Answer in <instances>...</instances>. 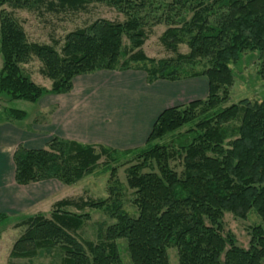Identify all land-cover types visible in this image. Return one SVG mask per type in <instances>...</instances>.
Here are the masks:
<instances>
[{
    "label": "trees",
    "instance_id": "16d2710c",
    "mask_svg": "<svg viewBox=\"0 0 264 264\" xmlns=\"http://www.w3.org/2000/svg\"><path fill=\"white\" fill-rule=\"evenodd\" d=\"M43 1L0 0V94L36 103L48 94L71 92L77 76L126 71L130 62H144L139 70L146 72L149 83L178 81L185 78L184 64L201 59H210L211 67L187 78L206 77L209 92L206 98L165 109L141 148L117 150L60 137L45 148L18 145L12 159L15 183L22 186L48 180L74 185L93 173L103 157L104 172L110 171L114 180L118 168L110 163L136 158L126 175L138 214L130 215L115 197L109 205L114 223L98 242L82 241L76 233L91 219L83 211L108 208L109 201L59 200L50 218L41 213L27 218L11 259H32L56 250L62 254L60 264H124L118 241L125 239L133 264H170V248L178 250L179 264H264V101L243 99L224 106L235 80L231 65L246 50L259 53L264 76V0H173L190 17L181 18L182 26L170 27L161 39L174 53L186 43L189 53L159 61L140 50L122 59L124 36L134 49L144 44L143 22L134 13L152 0H50L53 8L64 11L105 3L128 16L124 22L101 19L77 28L65 36L60 49L58 42H29L21 23L3 8L34 9ZM34 57L52 81L50 89L24 72L23 65ZM9 113L20 120L27 115L17 109ZM235 122L239 125L232 128ZM186 126L192 127L177 138ZM175 161L182 164L181 172L172 167ZM111 193L118 194L115 189ZM252 211L262 224L251 228L246 249L233 235L224 234L223 218L231 212L247 219ZM8 218L0 213V220Z\"/></svg>",
    "mask_w": 264,
    "mask_h": 264
},
{
    "label": "rangeland",
    "instance_id": "374dc122",
    "mask_svg": "<svg viewBox=\"0 0 264 264\" xmlns=\"http://www.w3.org/2000/svg\"><path fill=\"white\" fill-rule=\"evenodd\" d=\"M50 0H44L37 8L34 9H17L5 5L3 8L6 12L15 17L24 27L29 42L42 45H53L58 42L57 48L60 49L64 43L65 36L77 28H83L94 21L106 19L110 21L124 22L127 19L125 12L117 7L105 3H92L79 11L61 10L53 8L49 4ZM1 12V9H0ZM134 16L141 17L142 27L146 32L144 44L140 48L134 49L130 39L124 36L123 39V58L127 60L130 56L142 51L148 58L156 61L162 59L177 58L180 54H188L189 47L186 43L179 45L176 53L166 48L162 42L163 34L174 26H182L181 18L188 19L190 14L181 11L175 6L173 0H152L146 9L137 11ZM173 23L174 25L170 24ZM147 64V63H146ZM144 62H130V70H139ZM148 65V64H147ZM210 59L197 60L192 64H184L182 75L185 79L194 72H202L211 67ZM262 61L258 52L246 50L240 61L232 64L234 72V84L229 89V101L224 106L239 103L243 99L252 101H264V76L262 75ZM24 72L31 76L32 80L43 87L51 88L52 81L41 73L42 63L36 57L29 63L23 65ZM2 69V55L0 53V71ZM118 71V70H116ZM120 72V71H118ZM96 73V72H94ZM93 74V73H90ZM85 74V75H90ZM189 77V76H188ZM202 77V76H201ZM206 93V92H205ZM51 94L43 96L38 102L31 103L22 99H11L7 94H0V123L10 122L23 127L29 125L34 118H42L47 114L48 105L52 104L53 99L49 97ZM206 98L207 96H205ZM11 109L22 110L27 113L26 119H14L10 115ZM238 122L232 123L231 127L236 128ZM192 127V126H191ZM190 126L184 127L177 138L186 133ZM105 157L100 160V164L93 173L86 175L82 180L74 185H64L58 180L46 181L45 192L47 195L38 204L26 209L24 214L11 215L8 219L0 220V264H60L62 254L59 251H44L40 256L32 259H11L10 253L14 243L24 233L27 218L44 214L50 218L54 210V204L62 199L73 200H108V208L102 210L87 208L83 212L91 215V219L84 223L80 230L76 233L78 239L85 241L90 240L98 242L107 229L114 223V219L110 215L109 205L115 197H119L122 201V208L132 216L138 214L136 206L133 204L134 190L127 185L126 171L130 165L138 162L136 158H126L120 163L111 162V168H118L116 179H111V172H104ZM172 167L178 172L183 170L179 161L171 162ZM111 170V169H110ZM11 174V173H10ZM114 187V188H112ZM6 188H17L13 178H10V185ZM115 189L118 194L116 196L111 193ZM112 194V195H111ZM107 201V202H108ZM112 209V208H111ZM72 211H77L75 208ZM224 234H231L236 240L237 245L243 248H249L251 240V228L262 224L261 218L252 211L247 219H241L231 212H226L223 218ZM122 259L124 264H133L127 250V242L125 239L118 241ZM170 264H179L178 250L176 248L169 249Z\"/></svg>",
    "mask_w": 264,
    "mask_h": 264
},
{
    "label": "crops",
    "instance_id": "0c3cea01",
    "mask_svg": "<svg viewBox=\"0 0 264 264\" xmlns=\"http://www.w3.org/2000/svg\"><path fill=\"white\" fill-rule=\"evenodd\" d=\"M208 92L204 76L154 83L137 69L77 76L71 92L49 96L53 101L42 118L23 127L0 123V213L10 217L24 214L48 193L46 181L6 188L10 178L14 179L12 157L18 145L45 148L54 137H60L117 150L141 148L165 109L202 99Z\"/></svg>",
    "mask_w": 264,
    "mask_h": 264
}]
</instances>
